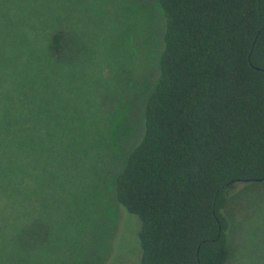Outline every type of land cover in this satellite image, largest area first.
I'll use <instances>...</instances> for the list:
<instances>
[{"label":"trees","instance_id":"16d2710c","mask_svg":"<svg viewBox=\"0 0 264 264\" xmlns=\"http://www.w3.org/2000/svg\"><path fill=\"white\" fill-rule=\"evenodd\" d=\"M157 1L166 24L160 75L115 197L141 221L140 264H228L229 192L264 182V0ZM35 5L0 0L1 248L29 250L50 231L40 219L21 221L27 163L53 152L45 102L71 50L63 32L39 39Z\"/></svg>","mask_w":264,"mask_h":264},{"label":"rangeland","instance_id":"374dc122","mask_svg":"<svg viewBox=\"0 0 264 264\" xmlns=\"http://www.w3.org/2000/svg\"><path fill=\"white\" fill-rule=\"evenodd\" d=\"M33 11L39 39L63 32L71 50L69 64H55L45 102L53 152L27 163L21 221L40 219L50 231L29 250L0 247V264H140L141 221L119 205L115 182L144 135L164 50L162 10L157 0H36ZM225 213L228 264H264V182L237 184Z\"/></svg>","mask_w":264,"mask_h":264}]
</instances>
